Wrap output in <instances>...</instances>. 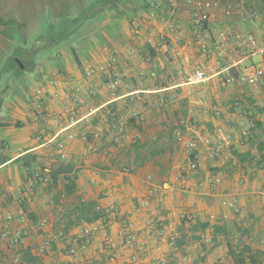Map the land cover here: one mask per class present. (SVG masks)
Listing matches in <instances>:
<instances>
[{
    "label": "crops",
    "instance_id": "1",
    "mask_svg": "<svg viewBox=\"0 0 264 264\" xmlns=\"http://www.w3.org/2000/svg\"><path fill=\"white\" fill-rule=\"evenodd\" d=\"M82 1L84 0H61L59 6H70L73 8L74 13H77ZM202 1L210 4L207 8L206 27L201 30H198L191 22V7L184 0H176L175 7H171L169 0H124V4L120 5L118 10L110 9L106 11L104 16L95 15L92 17V21L87 22L76 33L77 35L81 34V31L86 27L97 25L98 29H95L96 31L92 29L93 34L101 37V39L105 38L107 45H109L108 43H111V35H114L115 27H118V29H123L129 35L133 34L144 38L146 42L145 48H138L137 53L132 55L130 54L134 48L131 46L121 51L127 58H132L125 65H122L123 62L120 63L118 67L121 68L122 72L119 69H115L117 67H114V71H110L111 68L108 69L114 64L110 59L116 53L107 57V59L104 55L103 58L96 61L97 63L93 64L97 67L96 70L99 72L100 78L93 76L84 78L78 70L77 75L75 74L71 82L72 89L75 87V91L73 90L71 93L72 98H69L68 94L61 90L52 93V87H48L47 90L53 96V99H49V94L46 96L43 93L45 92V88H43L45 86L42 87L43 92H38L39 90H37L32 99L34 107L37 103H40L44 110L48 107L51 111L64 114L66 108L71 109L76 106L79 109L76 111H80L73 122L70 123L67 120V122L55 128L51 135L44 137L45 141L36 142V139H31L25 134L20 135V131L11 132L12 130L4 124L8 122L4 119V116L7 114L8 106H10L8 100L5 99L4 104L0 108V148L8 159L0 164V212H13L16 215V219L10 225L13 227L20 226L23 229V239L19 244L21 246L14 250L7 247L0 240V254L5 257L9 264H31L22 259L27 251L31 256L38 259L37 264H55V257H59L58 264H126L133 254L143 257V264H159L161 259H164L167 264H176L183 255L189 257L191 264H199L200 262L202 264H232L231 256L228 254V245L236 244L239 241L237 229L246 224L241 222L244 220L243 217H245V220L250 219L248 225H245L248 230L262 219L264 216V191L262 195H259L260 191L257 190L259 185L252 180L253 177H257L254 171L256 169L251 166L252 162H241L232 153L226 157L228 159L221 158V160L212 164V166L216 167H210L207 170L206 168H201V164L204 163L201 148L191 137L187 139L195 143L194 151L196 155L194 162L198 169L201 171L205 170V175L202 174L198 178H208L207 181H209L211 186L206 185L202 190L198 191L197 189L187 194L185 203L182 200L178 201V197H181L180 191L175 190L168 179H165L162 183H159L156 178H153L152 181H147L148 177H151L149 172L153 171L155 173L154 161L135 168L132 172L120 170L114 165L111 170L100 172L94 167L95 164L90 166L87 161H85L84 165L82 162L76 165H82V167L77 172L75 193L86 201L95 202L104 212L103 217L93 222L98 229L89 238H87L88 236H82L80 232L83 225L92 223L83 222L79 225L71 226L66 234H61L60 231L64 226L63 221L65 220L64 215L67 213L66 205L63 209H60L58 204L54 205L50 201H47V204L44 205L38 198V196L41 197V190L36 189L35 186L29 187L32 184V174L34 172L39 174L36 171L37 169L43 168L47 173L53 169V167H49L50 165H45L49 162L47 156H45L47 154V145L53 140H64V142L69 140L65 138V134L73 131L74 126L81 133L90 128V131L95 133L96 136L100 133L98 130L103 132L111 130L112 134L117 135L122 132L121 125L116 127L118 123L117 117L120 115L117 110L124 108L128 109V118L135 117L136 121L141 124V128L147 130V117L149 115L152 116V113H150L152 108L161 112L159 117L160 115H165L164 110L160 109L163 102L168 99L172 101L179 97L178 99H182L184 103L187 100L189 102L193 100L197 103L193 96L190 95V90L195 85H206V87L211 89L210 99L212 101L218 100V98L223 100L225 93L216 91L219 85L217 77H212L203 83H187L181 77L192 69L188 67L187 58L193 59L195 57L191 48L187 46V39L190 36L197 44L195 50L200 51L201 55L206 57L205 61L206 59L208 60L206 63L231 65V69L236 72L249 64V61L244 66H241L242 64L240 63L241 59H246L247 56L231 61L228 58H232L231 55L234 52H240L241 55L245 53L246 47L240 48L236 40L238 37L252 34L256 38L257 44L249 52L253 51V53L258 54L252 58L254 62H264V0H217V6L212 4L215 0ZM50 6V4L47 5L44 13L48 14L50 12ZM227 7L231 11L229 14L225 13ZM251 10L254 11V15L249 14ZM35 17L33 12L31 20H36ZM38 20H40V17ZM135 21L140 23L138 33L133 30V22ZM170 23L174 25L182 23L183 29L180 32L169 30ZM101 27L102 29H100ZM221 31H225L226 40H222L220 37ZM158 36L167 40L168 44L160 46V42L155 40V37ZM200 36L201 40L199 39ZM177 40H181V42L177 43ZM217 45L222 47L217 48ZM70 46L69 48L79 58L78 49H75L72 45ZM60 48L62 46L52 50L57 51ZM104 48L105 54L111 51V48L109 47L110 49H108L106 45ZM98 50L100 51L101 48H98ZM56 62L58 63L59 60ZM77 62L80 65L81 59L79 58ZM106 72H108V75H106ZM173 74L176 76L178 74L177 79L179 81L172 79V77H175ZM262 79L263 77L254 84L242 83L240 85H255V91L258 92L257 85L263 89V86H259L264 83ZM114 80H117L116 84L124 82L130 88L121 89L118 87L119 89L117 90L119 92L116 93V90L113 91ZM133 83L135 84L133 85ZM255 91L252 89L251 93L245 95V98L248 99L250 95L253 98L256 97ZM135 96L142 99L141 102L144 104L139 111L133 107L132 100ZM232 98L237 99L239 97L234 95ZM237 102L239 101L234 103L237 104ZM90 104L94 106L91 112L87 111L86 108ZM172 105L176 108L173 111L176 110L180 117H182V114L186 116L187 110L188 112H193L191 105L190 107L188 106L187 110H180V108H183L175 104ZM147 107L148 109L145 110ZM234 109L235 107L230 109L232 115H234ZM9 111L11 112V110ZM204 112L205 110L198 111L197 109L194 114L199 119H202L203 116H208ZM21 113L19 117L24 118L25 113L22 111ZM167 114L171 116L170 113ZM89 116L92 119L90 123H87L88 121L86 120ZM208 117L207 119L205 118L206 124L211 126L214 124L213 118ZM241 117V119L240 117L237 118L242 123L246 116L242 115ZM256 119H259V116ZM160 120L162 121V119ZM181 123L182 125L185 124L183 120H181ZM233 123L234 125L236 124L235 122ZM111 127H115V129ZM159 127L162 130L161 125ZM125 128L127 131L129 130L127 126ZM130 130L134 132L132 128ZM193 131L197 132L196 129ZM139 134L135 132L133 135L141 137ZM180 134L184 135L182 132ZM119 137H122V135ZM114 139L117 140L118 137L115 136ZM178 144L180 143L177 139ZM71 146H73V143L70 144ZM235 148L240 152L245 151L239 145L233 147V149ZM66 150L70 151V148H66ZM21 155H26L27 158L25 157L20 162L15 161V158ZM157 158L155 161H157ZM113 159L116 161L115 157L111 160ZM49 160L52 159L49 158ZM189 162H191L190 159ZM107 163L110 164L112 162L107 159ZM86 166L90 167V170L84 169ZM227 167L231 168V174L228 175L230 176L229 180L224 179L226 174L223 171ZM97 171L99 172L98 174ZM89 178L91 179L90 181L96 180L99 184L97 191H94L93 185L88 182ZM220 179L222 183H218L215 189L214 183ZM193 181L196 182V180ZM193 181L190 184H193ZM57 188L61 189V183H58ZM30 189L33 190L34 195L32 201L28 202L25 196ZM46 194L48 195V200H50L51 196H56L57 190L51 188L46 191ZM162 195L164 199L160 197ZM205 195L210 197H205ZM168 196L172 199L176 197L177 201L172 202ZM71 198L72 196L68 201H71ZM212 200L214 201L213 204ZM224 200L227 203H224ZM23 207H26V210ZM19 210L23 211L26 220L21 221L18 218ZM27 212L31 214L34 220L38 219L40 224L48 223L47 228L55 226L59 235H63L62 238H66L62 240L51 238L50 247L47 248H51L53 251L49 255L38 254L37 248H34L32 241H30V237L25 235V225H29V222L33 223L32 220L27 219ZM57 212H61L59 217H55ZM196 220L208 222L210 227L203 232L194 231L192 230V224ZM2 223L3 221L0 220V230ZM214 225L224 226L226 231L215 233ZM43 230L46 232V229ZM181 233L186 235L202 234V238L186 245H179L177 241ZM128 234H133L137 238L136 244L132 247L124 244ZM245 243L251 245L249 240ZM69 248H75L76 253L72 256L69 255ZM14 255L18 257L19 263L13 261Z\"/></svg>",
    "mask_w": 264,
    "mask_h": 264
},
{
    "label": "rangeland",
    "instance_id": "2",
    "mask_svg": "<svg viewBox=\"0 0 264 264\" xmlns=\"http://www.w3.org/2000/svg\"><path fill=\"white\" fill-rule=\"evenodd\" d=\"M58 1L59 0H0V17H2L5 20L15 18L17 21L23 23L24 26L22 27V32L27 39L26 41L28 46L31 47L35 35L38 32L43 31V24H42L43 22L38 20V18L42 15V13L45 12V9L49 4L51 5L49 11L57 14L58 8L60 7L59 2L61 0L59 2ZM64 1H69V0H64ZM33 12L36 16L35 17L36 20L33 19L31 20V14ZM89 27H86L84 30H82L81 34L79 35L76 34L73 38L70 39L68 43L63 44L62 48H60L61 50L57 49V51L52 50L51 52H45V53L39 52L41 54L32 53L31 51H29V60L30 57L32 56V64L29 66L28 71H26L21 77L15 78L13 80H8L9 94L7 95L6 99L10 103V106H8L7 109L8 111H6L7 114L4 116V119L7 120L8 122L4 124L9 129L12 130L11 131L12 133H16V131H20V135L25 134V136L31 137V139L33 138L36 139V142L43 141L44 137H48L49 135H51L54 132L55 128H58L63 123L67 122V120H69L70 108L69 109L66 108V110H64V114H61L60 112L51 111L47 107L45 108L44 113L42 115H39L36 112V106L34 107L32 100L37 90H39V92H43L42 87L45 86L43 87L45 88L44 89L45 92L43 93H45L46 96H48L49 94V99H53V96H51L50 92L47 90L48 87H52L53 89L52 93L61 90L64 93H67L69 98H72L71 93L73 92V90L75 91V87H73L72 89L71 82L74 79L75 74L77 75L78 70L81 76H83L84 78H86V76H93L100 78L101 76H99L100 74L96 70L97 67H95L93 64L97 63L96 61L103 58L104 55L105 58L107 59V57L116 53L117 60L112 62L114 64L111 65V67H108V69L111 68L110 71H114L113 70L114 67H117L115 69H119L122 72L121 68L118 67L120 63L123 62L122 65H125L128 63L127 61L131 60L132 58L131 57L127 58L124 54H122L121 51H123L124 48L131 46L132 48H134L133 52L130 54L132 55L134 53H137L138 48L141 47L145 48L146 42L144 38L138 37L137 35H133V34L129 35L128 33H125L123 29L121 28L118 29V27H115L113 33L114 35H111L110 38L111 43H108L109 45H107L106 43L107 40L105 38L101 39V37H98L96 34H93L92 29L94 30L98 29V26L90 25ZM100 29H102V27ZM12 34H13L12 31H8V33L5 34L3 32V25L0 24V65L4 63L6 56L9 53H11L10 36ZM190 37L189 39H187L188 42L187 46L191 48L192 54L195 55V57L193 59L187 58L186 61L189 64L188 67L193 69V67L196 64L206 63V61L208 60L206 59L205 61L206 57L201 55L200 51L195 50L197 44L195 40L192 37L191 38ZM155 40L160 42V46L163 44H168L167 40L159 36L155 37ZM176 42L179 43L181 42V40H177ZM70 45H72V47H74L75 49H78V55L79 58L81 59V64H80L81 66L78 64L73 51L71 50V48H69ZM105 45L107 46L108 49L111 48L110 49L111 51L109 53L107 52L106 54L104 53ZM98 48H101V50L99 51ZM257 55L258 54L253 53V51L248 53H243L242 55L240 54V52H234L233 55H231L232 58H228V59L231 61V60H237L239 58H243V56H247L246 59H241L240 62L242 64L241 66H244L245 64L248 63V61L249 63L254 62L252 58ZM57 60H59L58 63L56 62ZM106 75H108V72H106ZM174 75L175 74H173V76ZM7 76H9L8 73L5 75V77L7 78ZM169 76H171V74H169ZM122 77H126V76H122ZM177 77L178 74L177 76L175 75L174 78L172 77V79H177ZM181 77L183 78L184 75H182ZM262 80L264 81V76ZM134 84L135 83H133V85ZM118 85H122V86H118ZM263 85H259V86H263ZM118 87L121 89L130 88L129 86L127 87L123 82L121 84H115L113 91L116 90L115 92L118 93L119 92L117 90L119 89ZM216 89H217L216 91L220 93H225L223 100L218 98V100L212 101L210 99L211 89L206 87V85H195L194 87H192V90H190L191 92L190 95L193 96V99L196 100L197 103H195L193 100H192L193 102L192 101L189 102L187 100L184 103L182 99H178L179 97L172 101L171 99H168L167 101L163 102L161 106L160 110L163 109L165 113V115L162 116L160 115L161 118L159 117V114L161 112H158L157 110H155V108H152V110L150 111V113H152V116L149 115L147 117L148 123H146V127L148 131L143 130V128L138 129L131 122H129L128 109H124V108H121L120 110L118 109L117 111L120 113V115L117 117L118 123L116 124L117 125L116 127L121 125L122 127L121 133L116 135V134H112V132H110L111 130L109 132L108 131L103 132L102 130H98L100 133H98V135L96 136L95 133L90 131V128H87L86 130H84L85 131L84 139H81L78 136L70 138L69 140L64 142V147L62 149H59L57 147V140L55 141L53 140L47 145V154L45 156H47L49 162L45 165L48 166L50 165L49 167L54 168L57 167L58 165L69 162L73 163V165H78L79 163L82 162L84 165L85 161H87V163H89V165L92 166L94 164L97 165L98 163L100 164L107 163V159L108 160L110 159V161L112 162L113 160L111 159L115 157V159H117V164H118V165L116 164L115 166L116 168L120 169L123 166L125 159L127 158L125 153V148L134 140V138H140L143 140L152 139V137H155L157 134L163 131L160 130L159 126L161 125V129H163V127L165 126L164 124L167 123L168 117H170L174 125H176L175 124L177 123L176 118L173 115V109L176 108H174L172 104L178 105V107L183 108V109L180 108V110H187L188 106L190 107V105H191V109H193L192 110L193 112H188L187 110L186 116L185 115L182 116L183 123H185L186 126H184L185 125L184 124L183 130L180 129L179 130L182 131L185 138H189V137L193 138L197 142V145L201 148L202 158L205 163V164L204 163L201 164L200 166L201 168H206L207 170L210 169V167H216L214 165L212 166V164H215L218 160H221V158L228 159L226 157L229 156L230 153H232L231 151L233 150V147H235L236 145H239V147L245 151L247 149H250L252 154H255V148L253 147L251 149L249 147V144L246 142L244 136L248 126L251 124L252 119H256V117L259 116V120H261L264 124V112L262 114H260L261 112L255 113L252 119L251 117L245 115L244 112L247 113L248 111L247 109L254 108L256 104L262 105L263 89L261 87H258V85H257L258 92L255 91L256 90L255 85L252 86L227 85L225 87L218 85ZM252 89L255 91L254 93H256V97H254L255 100L254 103H251L247 98H245V95H247V93H251ZM234 95H237L239 98L233 99L232 97ZM132 101H133V107L137 111H139L144 105L141 102L142 99H139L136 96ZM235 101H239V102H237V104L234 106L233 104ZM90 105L86 107L87 110L90 107H94L93 105L91 106ZM148 107L145 108V110H147ZM233 107H235L234 115L230 113L231 112L230 109H233ZM72 108H75L76 110L78 109V107L76 106H73ZM197 109L198 111L205 110L204 113L213 118L212 121L214 124H212L211 126L206 124L207 121L205 120V118L207 119L208 116H203L202 119H199L194 114ZM9 110H11V112ZM21 111L25 113L24 118L19 117V115L22 114ZM78 112L80 113V111H77V113ZM167 113H170L171 116H168ZM240 115L246 116L245 118L246 120L244 119L242 123L240 120L242 117ZM237 117H240V119ZM91 119L92 117L89 116L86 120L88 121L87 123H90ZM160 119H162V121ZM233 122H235L236 124L234 125ZM126 126L127 129H129L128 131L125 128ZM75 128L76 126L73 127V131L78 132L80 134L81 132L79 131V129L77 128L76 130ZM111 128L115 129V127H111ZM130 128H132L134 132H132ZM195 129L197 130V132L193 131ZM180 131L179 133H181ZM135 132L140 133L139 136L141 137H137L133 135ZM120 135H122V137H119ZM115 136L118 137L117 140L114 139ZM166 138L167 135L165 133L163 140H166ZM71 143H73V146L70 147ZM174 146L176 147V150L172 156H170L169 153H163L158 156L157 161H155L154 162L155 164H153L154 167L156 168L155 173L153 171H150L149 174L151 175V177L149 176L147 181H152L153 178H156V180L159 183H162L165 179H168L170 184L173 185V188L177 191H180L181 197H178V201L182 200L185 203L187 200L186 199L187 194H190L197 189L198 191L202 190L204 186L210 184L209 181H207L208 178L206 179L198 178L202 174L205 175V170L201 171L200 169H198L197 165L194 169L195 171L190 168V162L188 159L189 149L184 145H180V144L177 145V143H175ZM66 148H70V151L66 150ZM211 149L216 150L215 154L213 155L210 154ZM49 158L52 160H49ZM251 162H252L251 166L256 169L254 171L256 172V176H257V177H253L252 180L258 183L259 186L257 190L260 191L259 195H262L263 194L262 192L264 191L263 190L264 178H263L262 170L258 165H256L255 161H251ZM84 169L90 170V167L86 166ZM120 170H122V168ZM36 171L39 174H36V172L32 174L31 177L32 184L29 185V187L35 186L36 189L41 190V197L38 196V198L42 203H44V205L47 204V201H50L54 205L58 204L60 206V209H63L65 205H67L66 203H68L67 201L68 199L62 196L59 200H56L54 196H51L50 200H48L47 197L48 195L46 194V191L51 189L52 184L50 183V181L44 182L43 180H39V175L42 171L41 168L37 169ZM223 172H225L226 174L224 176L225 177L224 179L229 180L228 178L230 176L228 175L231 174V168L227 167ZM98 173L99 172L97 171V174ZM90 180L91 179L89 178L88 182H90L93 185V190L97 191L98 189L97 186L99 184L96 182V180H92V181ZM193 180H196V182ZM192 181L193 184L192 183L190 184V182ZM218 183H222V180L220 179L215 181L214 183L215 189L217 188ZM160 197H163V195ZM168 197L170 198V196ZM205 197H210V196L205 195ZM170 200L172 202H176L177 198L176 197L175 199L170 198ZM213 202L214 201L212 200V204ZM24 210H26V207L24 208ZM57 213H55V217H59L61 212H57ZM27 219L32 220L33 223L31 224L29 222V225H25L24 233L25 235L30 237V241H32L31 243H33L34 248L35 247L37 248L41 244L45 245V250L42 255H49V253L53 251L51 250V248L50 249L47 248L50 247L51 238L59 239V240L66 239V238H62L63 235L61 236L59 235V232H57V228L55 226L47 228L48 223L46 224V222H44L45 224H40V221L38 219L34 220L30 213L27 214ZM243 219L244 222L243 221L241 222L246 224H243L242 226L246 227L245 225H248L250 219L245 220V217H243ZM42 228L46 229V232ZM90 235H92V233ZM90 235H88L87 238H89ZM248 240L250 241L253 248H260L264 250V216L260 221H257L253 227L249 228V235L245 238V242ZM69 249H68V254H69ZM58 258L59 257L54 258L55 264L59 263ZM230 259L232 264H245V263H234L231 257ZM262 264H264V257Z\"/></svg>",
    "mask_w": 264,
    "mask_h": 264
},
{
    "label": "trees",
    "instance_id": "3",
    "mask_svg": "<svg viewBox=\"0 0 264 264\" xmlns=\"http://www.w3.org/2000/svg\"><path fill=\"white\" fill-rule=\"evenodd\" d=\"M124 0H84L79 5V11L74 13L70 6H62L59 12L48 14L42 13L40 16V21L43 22V31L38 32L35 37L31 47L27 44V39L22 32L23 23L17 21L16 19H3L0 17V24L3 25V32L5 34L8 31H12L13 34L11 38V53L6 56V59L2 65H0V108L4 104V101L9 94V84L8 80H13L15 78L23 76V74L28 71L29 66L32 64V56L30 60L24 64V68H20L15 61V58H19L21 54L26 51H31L32 53H45L51 52L53 48L62 46L68 43L71 38L75 36L80 29L85 26L87 22L92 21V17L95 15L104 16L107 10L117 9L120 5H123ZM195 25V24H194ZM196 26V25H195ZM198 30L204 29L206 27L205 21L196 26ZM73 51V50H72ZM76 60L78 61L77 54L73 51ZM41 54V53H39ZM8 73L7 78L5 75ZM3 81V83H2ZM2 83V84H1ZM264 84V83H263ZM263 103L262 105L256 104L254 108L247 109L245 115L252 117L257 112H264V85H263ZM248 100L254 103V98L249 96ZM236 105L235 103L233 104ZM173 115L176 118V125L172 122L170 117L167 118V123L163 127V131L157 134L150 140H141L140 138H134V140L125 148V153L127 158L121 167L122 170L132 172L135 168L144 166L151 161L155 162L157 156L163 153H169L172 156L176 150L174 146L177 143V133L183 130V125L181 123L182 117L178 116L176 110L173 111ZM169 116V115H168ZM183 116V114H182ZM135 117H130L129 122H131L138 129H141ZM167 124V125H166ZM264 124L259 119H252L251 124L248 126L245 133V140L252 149L255 148V154H252L250 149L240 152L237 149H233L232 154L239 159L241 162H251L255 161L263 174L264 178ZM180 129V130H179ZM258 131V132H257ZM182 132V131H180ZM166 133L167 138L163 140L164 134ZM195 151L189 152V159L191 161L195 160ZM27 158L26 155H21L15 158V161H23ZM7 156H5L0 148V164L7 161ZM114 161V162H113ZM112 163H98L94 165L100 172H106L111 170L112 166L117 164L113 159ZM116 162V163H115ZM100 164V165H99ZM118 165V164H117ZM27 166V165H26ZM29 166V163H28ZM82 167L73 165L72 163H65L58 165L57 167L51 169L48 173L50 175V184L52 189L57 190L55 196L56 200H59L61 196L69 199L72 196V200L68 201L66 205L67 213L64 215L65 220L63 221V228L61 229L63 234H66L71 226L79 225L83 222L93 223L96 220L103 217L104 212L91 200H84L75 193L76 192V178L77 172ZM120 168V169H121ZM41 176L39 175V180L42 176L48 174L45 170L41 169ZM58 183H61V189H58ZM264 183V182H263ZM264 185V184H263ZM59 190V191H58ZM264 190V187H263ZM210 227L208 222H201L196 220L192 224V230H199L203 232L206 228ZM226 228L221 225H214V232H225ZM248 229L245 227H239L237 229L238 242L236 244H229L228 254L231 256L234 263H245V264H262L264 257V250L260 248H253L250 244L245 243V238L249 235ZM202 234L197 235H186L180 234L178 237L177 244L186 245L190 242L200 240ZM24 261L31 264H37L38 259L27 253L22 258Z\"/></svg>",
    "mask_w": 264,
    "mask_h": 264
},
{
    "label": "built area",
    "instance_id": "4",
    "mask_svg": "<svg viewBox=\"0 0 264 264\" xmlns=\"http://www.w3.org/2000/svg\"><path fill=\"white\" fill-rule=\"evenodd\" d=\"M188 5L191 7V13L190 18L191 22L195 24L196 26L201 25L206 19L208 18V12L207 8L210 3L204 2L202 0H184ZM169 4L171 7L176 6V0H169ZM213 5L217 6L218 1L215 0L212 3ZM251 12V13H250ZM250 15H254V11H250ZM226 14L231 13L230 8L227 7L225 10ZM183 24L179 23L177 25H174L172 23L169 24V30H176L177 32H180L183 28ZM140 29V23L135 21L133 22V30L135 33H138ZM220 37L222 40H226L227 36L225 31L220 32ZM201 40V36L199 37ZM198 39V40H199ZM237 45L242 48L246 47L247 50H245V53H248L251 49H253L256 46V39L252 34H247L241 37H238ZM224 42V41H223ZM221 45H217V48H221ZM264 50V49H263ZM111 62H114L117 60V56L114 55L111 59ZM264 76V62H250L249 64L245 65L241 69L234 72L231 69V65H219V64H213V63H198L196 64L192 70L185 73L183 79L187 83H203L209 80L212 77H217L219 85L222 87H225L227 85L233 84V85H240L242 83H248L253 84L257 80L261 79ZM117 83V80H114L113 86ZM39 92V91H38ZM37 113L39 115H42L44 113V108L40 103L36 104ZM93 110L92 107H90L87 111L91 112ZM77 111L75 108H71L69 110V121L70 123L73 122L77 118ZM78 136L81 139H84L85 135L84 133H77L75 131H70L67 134H65L66 139H70L73 137ZM177 139L181 145L186 146L189 149V152L194 150L195 143L194 141L188 140L185 138L184 135L178 133ZM57 147L59 149H62L64 147V140H58L57 141ZM216 150L211 149L210 154H215ZM196 164L194 161L190 162V168L195 169ZM50 175L46 174L40 180H43L44 182L50 181ZM34 192L32 189H30L25 196V199L30 202L32 201ZM224 203H227L224 201ZM232 206L231 204H229ZM18 218L21 221L25 220V215L22 210L18 211ZM16 219V215L13 212L6 211L5 213L0 212V220L3 221L2 228L0 230V240L3 241L7 247L11 248L12 250L16 249L19 244L22 242L23 239V229L20 226L13 227L10 224L14 222ZM44 222V220H43ZM97 229V226L95 224H85L81 227V235L82 236H88L91 233H93ZM61 234L62 231H61ZM137 242V238L133 234H128L124 244L127 246H133ZM38 254H42L45 250V245H39L37 247ZM76 253L75 248H71L69 250V255H73ZM13 261L16 263H19L18 257L14 255ZM0 263L2 264H9V262L0 254ZM143 257H140L136 254H133L130 256V258L127 260L126 264H143ZM26 264V263H24ZM159 264H167L164 259H161L159 261ZM176 264H191L190 259L187 255L181 256V258L176 262ZM199 264H202L201 262Z\"/></svg>",
    "mask_w": 264,
    "mask_h": 264
},
{
    "label": "water",
    "instance_id": "5",
    "mask_svg": "<svg viewBox=\"0 0 264 264\" xmlns=\"http://www.w3.org/2000/svg\"><path fill=\"white\" fill-rule=\"evenodd\" d=\"M15 61L17 62L20 68H23L24 64L29 61V52L28 51L24 52L23 54L20 55L19 58H15Z\"/></svg>",
    "mask_w": 264,
    "mask_h": 264
}]
</instances>
